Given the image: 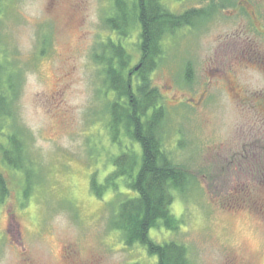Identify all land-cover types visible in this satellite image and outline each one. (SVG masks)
Here are the masks:
<instances>
[{
  "label": "rangeland",
  "instance_id": "obj_1",
  "mask_svg": "<svg viewBox=\"0 0 264 264\" xmlns=\"http://www.w3.org/2000/svg\"><path fill=\"white\" fill-rule=\"evenodd\" d=\"M218 1L228 5L163 40L152 73L169 111L165 144L199 181L173 212L193 264H264V0ZM163 3L175 14L211 5ZM4 4L0 61L21 70L16 121L37 185L23 205L24 175L0 157L10 188L0 206V264H156L112 228L111 202L121 197L109 192L100 200L90 186L94 175L104 180L108 152H116L104 67L94 59L110 36L105 19L114 0ZM137 34L122 41L132 66L140 60Z\"/></svg>",
  "mask_w": 264,
  "mask_h": 264
},
{
  "label": "trees",
  "instance_id": "obj_2",
  "mask_svg": "<svg viewBox=\"0 0 264 264\" xmlns=\"http://www.w3.org/2000/svg\"><path fill=\"white\" fill-rule=\"evenodd\" d=\"M210 3L206 9L175 14L163 0H114L115 13L105 19L110 36L98 47L94 57L104 67L102 89L108 97L104 100L107 129L116 152H108L112 168L107 169L103 181L93 176L91 191L100 200L109 192L115 193L116 198L121 197L116 204L111 202L112 228L121 233L126 246H139L156 264H193L189 246L179 239L182 220L173 212V205L177 197L188 201L191 196L187 192L199 189V181L174 160L172 150L165 144L164 126L169 111L152 73L163 60L165 38L208 21L228 5L215 0ZM4 5V0H0V18ZM136 30L140 60L132 66V57L122 41H127ZM43 47L42 56L47 51ZM20 78L21 70L17 72L13 61L3 56L0 61V157L7 168L24 175L22 203L26 205L37 183L35 164L16 121ZM262 171L254 172L261 177ZM9 196L8 180L0 170V206ZM152 231L154 237H151ZM157 233H167L171 238L158 240Z\"/></svg>",
  "mask_w": 264,
  "mask_h": 264
}]
</instances>
